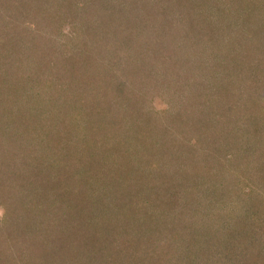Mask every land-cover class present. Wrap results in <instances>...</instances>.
Listing matches in <instances>:
<instances>
[{
  "label": "trees",
  "instance_id": "trees-1",
  "mask_svg": "<svg viewBox=\"0 0 264 264\" xmlns=\"http://www.w3.org/2000/svg\"><path fill=\"white\" fill-rule=\"evenodd\" d=\"M90 3L95 25L64 32ZM115 3L0 0V264H118L121 246L125 264H200L188 249L264 264V0ZM141 3L150 13L136 21ZM14 28L24 43L6 41ZM154 44L148 56L184 62L181 87L158 60L144 71ZM103 47L107 65L83 61ZM120 59L183 108L163 122Z\"/></svg>",
  "mask_w": 264,
  "mask_h": 264
},
{
  "label": "rangeland",
  "instance_id": "rangeland-1",
  "mask_svg": "<svg viewBox=\"0 0 264 264\" xmlns=\"http://www.w3.org/2000/svg\"><path fill=\"white\" fill-rule=\"evenodd\" d=\"M115 1L116 0H114V3H115ZM122 1H126V0H122ZM95 4H98V2L97 1H95L94 2ZM125 5V10L124 11H122V13H124V15H126V16H131V14L129 13V11L128 10H130L129 8H130V6H133L134 7V5L133 4H131V2L130 1H127V3L126 4H124ZM115 7H117V5H116V3H115ZM118 8V7H117ZM123 8V7H122ZM136 8V7H135ZM65 8H63V10H64ZM86 9H93V6H92V4L90 3L84 10L83 9H81V7L80 8H76L75 7V9H74V11H73V15L71 16V17H74L75 19L73 20V18H71V20H70V24H68L67 26H66V30L64 31V32H68V30H69V28H70V25H72L73 27L75 26V25H78L77 26V28H78V32H84L85 33V30H87V28H89V29H91V26L92 25H95V24H93L92 22H91V17L89 18V17H87L88 15H86L87 13H85V12H87V10ZM137 11H136V15L135 14H133V16L136 18V21L137 20H139V21H142V20H144V19H146V17H148V14L150 13V8H145L144 6H143V4L141 3V6H138L137 8ZM141 13H140V12ZM138 14V15H137ZM134 18V19H135ZM133 19V20H134ZM38 19L37 18H29V22L30 23H32V22H36ZM93 20V19H92ZM94 21V20H93ZM95 22V21H94ZM23 24V23H22ZM92 24V25H91ZM26 24H23L22 26H25ZM219 26H220V29H219ZM72 27V28H73ZM84 27V28H83ZM221 25H218V27L216 28L217 30H216V32L218 33H220V34H222V29H221ZM82 28V29H81ZM80 29V30H79ZM115 29H119V27H115ZM112 30V29H111ZM14 32H15V34H12V36H9V35H7L6 33H5V36L4 37H6V41L8 42V41H10L11 43H12V41L13 42H15V41H18V43H19V41H20V43H24V41L26 40V39H23L22 37L20 38V39H22V40H20L19 39V37H20V35H19V33H17L16 32V29L14 28ZM8 36L10 37V38H8ZM227 36V35H226ZM225 36V37H226ZM2 37V36H1ZM82 39L83 38H81V42H82ZM2 42H3V40H2ZM34 45V44H33ZM155 47H157V46H155V44L154 45H150V47H149V49H147V48H145V52L143 51H141V53H142V55H141V59H147V54L149 53V50H154L155 49ZM159 47H160V45L156 48L157 49V51H158V49H159ZM100 49L101 48H95V49H93V51H91V52H93V53H88V54H84V56H83V61H86L85 63H92L93 61H95L96 62V64H98V65H101V66H103L104 64L105 65H107V62H105V60H106V55L104 54L105 53V47H103V51H102V53L100 54ZM161 49V48H160ZM24 51H26V50H24ZM159 52V51H158ZM156 53V55H153V53H152V55L153 56H148V58H149V60L148 61H150V65L149 64H145L144 66H145V70L144 69H139V66L137 65V64H135V62L134 61H131L130 59H123V60H117V63H118V65H117V67H120V68H122V72L121 71H119V72H121L120 73V75H122V74H124V75H127V76H129V77H131V76H133V79H137V81L138 80H144V82H145V80L147 81L148 80V86L150 87V89L151 90H149V92L148 93H150V103L148 102V104H147V106L148 107H156L155 109H151V111L153 112L154 110V112H156V111H160L161 113L160 114H162V115H160V116H162V118H164V121L163 122H165L166 123V115L168 114V115H170V116H175L174 115V112H175V110L174 109H178V107L179 108H183L182 107V104H180L179 103V106L177 107V106H174V107H172V105H170L169 106V102L171 101V102H173L174 101V99H173V97H172V93H164L165 91L164 90H162V84L164 83V82H166L165 80H161V82H160V85H159V87H158V90H156V88L157 87H155V85H156V83H153L154 82V80L153 81H150V83H152V84H149V77H146L145 78V75L143 74V76H141L142 75V72H141V70H144V71H146V70H151V64L153 63V61L154 60H158V63H160L159 64V69H160V71H162V72H165L166 73V75H169V80H172V82H171V84H170V89H174V86L175 87H181L182 86V84H183V80L185 79V77H186V75H187V72H186V69L187 68H185L184 66H183V64H184V62H182L181 63V61H179L178 63L177 62H172V64H170V65H168V66H165V63H163L164 62V60H167L164 56H162V51H160V53ZM92 54H93V56H92ZM97 56V58H95ZM101 57H103V62H101L99 59L101 58ZM175 64V65H174ZM173 65V66H172ZM183 66V67H182ZM170 68H172V71H175V72H172V71H170ZM94 69V68H93ZM159 69L158 70H154V73H156V72H159ZM97 69H95L94 71H96ZM57 71H58V69H57ZM98 71H99V69H98ZM147 72V71H146ZM169 72H172V73H169ZM148 74V73H147ZM145 78V79H144ZM157 79H161V76H158V77H156ZM135 82V81H134ZM136 83V82H135ZM133 84V81H132V83H131V85ZM133 86V85H132ZM157 86H158V84H157ZM170 95V96H169ZM52 96V95H51ZM171 97H172V99H171ZM165 114V116H163ZM159 125V124H158ZM161 127V126H160ZM257 156H259V157H261V154H257ZM260 160V158L257 160V158L255 157L254 158V161L257 163L258 161ZM262 161L263 160H260V163H258L257 164V166H259V168H262V167H264V164L262 163ZM245 171L246 170H243V172L245 173ZM132 196L133 197H135L136 199H138L139 197H142L143 195H141V193L138 191L137 193H134V191L132 192ZM3 199V198H2ZM0 201H1V199H0ZM180 200L179 199H168V200H166V203L169 205V206H171V207H176V206H178L179 204H180ZM1 203H4V204H7V205H3L4 207H1L0 206V221L3 219V217L5 216V214H6V209H5V207L6 206H11L10 204H9V202L6 200V201H2ZM187 203V200L186 201H184L183 203H182V206H184L185 204ZM137 207V206H136ZM138 208V207H137ZM175 213V212H174ZM173 213V214H174ZM166 216H167V212H166ZM169 216H170V213H169ZM152 226H153V224H151ZM152 226H149L148 227V229H150ZM147 228V227H146ZM9 229V228H8ZM8 229H6L7 231H8ZM159 230H157L156 232H155V234H153L152 235V233L150 232V235H152V236H150V238H148L149 240H148V242H147V247L148 248H151V246H153L154 245V243H153V239H154V235H156V233L158 232ZM161 231L162 230H160L159 232L161 233ZM9 232V231H8ZM9 234V233H8ZM148 234V233H147ZM163 235L165 236V232L163 233ZM218 242H219V244L220 245H223V240H221V239H219L218 240ZM140 244H142V243H140ZM139 244V245H140ZM138 245V246H139ZM120 246V245H119ZM118 246V247H119ZM135 247V245L133 246L132 245V247L131 248H134ZM120 248H122V246L120 247ZM120 248H118L117 249V252H116V255H115V257L117 258V260H118V264H125V263H127L125 260H124V258L122 259V256H124L125 254H127L129 251L127 250V248H122L121 249V252L119 251L120 250ZM201 248H202V250H203V247L201 246ZM171 249H172V247H171ZM208 249V248H207ZM204 251V250H203ZM192 252H194V255H195V257L197 258V260L196 259H188L187 261H195V262H199L200 264H203V263H208V264H214V263H216L217 262V260H216V258H214L213 256H215V252L213 253L212 251H210V254H209V258L208 259H204V260H202V257H201V255L199 254V252H200V250L199 249H196V250H192V249H188V250H185L184 251V254H185V256H187L188 255V257H189V255L192 253ZM132 255H133V253H132ZM170 255H172V253H170L169 254V256ZM212 256V257H211ZM121 258V260H120V258ZM203 257L205 258L206 256L204 255V253H203ZM155 260V259H154ZM128 263H130V264H132L133 263V261L132 262H130V261H128ZM137 264H146V262L145 261H141V262H139V263H137ZM151 264V263H150ZM166 264H172V258H170V259H167V262H166ZM177 264H179L178 262H177Z\"/></svg>",
  "mask_w": 264,
  "mask_h": 264
}]
</instances>
